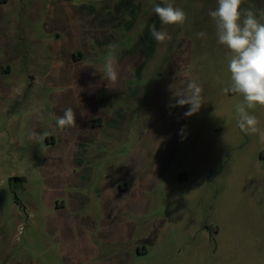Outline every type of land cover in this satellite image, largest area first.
Listing matches in <instances>:
<instances>
[{
    "label": "rangeland",
    "instance_id": "rangeland-1",
    "mask_svg": "<svg viewBox=\"0 0 264 264\" xmlns=\"http://www.w3.org/2000/svg\"><path fill=\"white\" fill-rule=\"evenodd\" d=\"M171 2L183 24H161L152 8L164 0H0V264H264V105L249 110L258 132L241 131L243 96L225 91L228 50L208 15L217 0ZM242 7L264 12V0ZM152 24L171 39L158 43ZM110 51L115 82L98 75ZM189 81L203 85L204 104L185 117L187 105H170ZM111 83L118 94L102 96ZM57 104L92 136L87 219H133L127 235L99 239V226L69 252L48 235L46 217L65 212L53 208L63 197L50 186L57 149L46 138L79 134L76 123L58 127ZM125 163L152 180L139 216L108 209L102 182Z\"/></svg>",
    "mask_w": 264,
    "mask_h": 264
},
{
    "label": "clouds",
    "instance_id": "clouds-1",
    "mask_svg": "<svg viewBox=\"0 0 264 264\" xmlns=\"http://www.w3.org/2000/svg\"><path fill=\"white\" fill-rule=\"evenodd\" d=\"M242 3L243 0H217V7L209 10L208 15L215 22L216 42L228 50L227 67L231 83L225 91L243 96V103L236 106L237 125L241 131L257 133L259 121L249 110L257 104L264 105V12L243 8ZM152 11L162 25L183 24L187 20L186 12L174 6L171 0H164V6L153 5ZM150 32L158 43L171 39L166 30H157L155 24L150 26ZM205 35L204 32L197 33L198 38ZM101 73L108 82L118 79V67L111 51L105 57ZM203 92L202 84L189 81L185 88L174 93L175 103L170 107L187 105L184 116L191 117L204 104ZM56 123L60 128L73 126L76 112L72 107L66 108ZM260 140L264 142V134L260 135Z\"/></svg>",
    "mask_w": 264,
    "mask_h": 264
},
{
    "label": "crops",
    "instance_id": "crops-1",
    "mask_svg": "<svg viewBox=\"0 0 264 264\" xmlns=\"http://www.w3.org/2000/svg\"><path fill=\"white\" fill-rule=\"evenodd\" d=\"M125 56L128 58L127 53ZM79 62L73 60L72 63L79 68V65L76 64ZM98 75L102 79L103 76L100 73ZM106 86L102 92V96L111 95L112 93L115 96L118 94V89L115 90L112 83L111 86ZM125 90L126 88H120L119 94H123ZM80 105L82 106V103ZM57 107L60 110L67 108L58 104ZM77 122L78 119L76 118L75 127L79 131L76 137L67 138L63 135L57 143L55 139L46 138L47 147L57 149L49 154L50 160L45 166L48 179H50L49 182L52 184L50 186L53 192H58L61 195L60 197H63L60 204L55 200L53 208L56 214L65 212V215L58 216L62 218L57 220L46 217L45 223L48 235L53 236L56 241L61 242V246L65 247L62 248L65 252L71 251L69 248H73L71 243L74 240H78L82 246L84 245L85 249L86 238L89 240L90 237L88 233L94 232L96 236L100 228L102 231H99L98 238L108 240L118 237L117 235L119 234L127 235L132 230V227L134 229L133 219L126 218L124 220L111 214L106 215L102 220L98 219V224L91 217L89 218L90 220L87 219V206L89 203H87L82 194L88 191L86 186L90 181V177L87 174L89 166L85 164L84 156L85 143L92 136L87 135L85 129L79 123L77 125ZM126 164L115 168L112 178L102 182L107 193L108 209L112 207H124L126 210L135 211V215L139 216L147 206L146 193L152 187V180L148 179L149 176L145 171H133ZM71 176L72 179L70 178ZM54 178L56 186H54ZM65 192L66 195H64ZM120 198L124 199L123 203L118 202ZM108 209L106 213H108ZM88 244L89 247H93L91 243Z\"/></svg>",
    "mask_w": 264,
    "mask_h": 264
}]
</instances>
